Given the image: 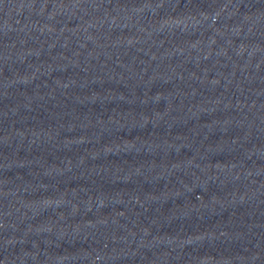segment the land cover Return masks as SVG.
Listing matches in <instances>:
<instances>
[{
    "label": "water",
    "instance_id": "1",
    "mask_svg": "<svg viewBox=\"0 0 264 264\" xmlns=\"http://www.w3.org/2000/svg\"><path fill=\"white\" fill-rule=\"evenodd\" d=\"M0 264H264V0H0Z\"/></svg>",
    "mask_w": 264,
    "mask_h": 264
}]
</instances>
